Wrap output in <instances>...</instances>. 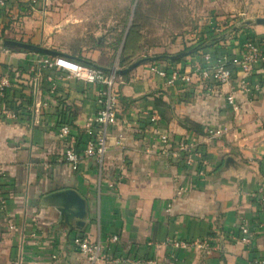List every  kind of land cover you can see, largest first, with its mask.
I'll list each match as a JSON object with an SVG mask.
<instances>
[{
	"label": "crops",
	"instance_id": "0c3cea01",
	"mask_svg": "<svg viewBox=\"0 0 264 264\" xmlns=\"http://www.w3.org/2000/svg\"><path fill=\"white\" fill-rule=\"evenodd\" d=\"M49 3L39 0L36 9L27 0H10L9 9H0V38L9 32L5 27L22 26L32 14L51 15ZM34 25L28 26V35H34ZM53 29L50 19L43 20V42ZM255 29L258 36L250 34L264 39V26ZM54 43L50 38L47 44L58 48ZM59 53L113 70L85 55ZM42 56L0 50V73H10L12 81L8 105L20 116L17 121L0 119V200L5 201L0 209V264H92L72 245L78 235L104 247L118 236L119 254L126 260L121 264H262L264 97L248 101L239 95L240 108L233 111L225 99L230 86L211 95L198 83L186 89L168 86L151 71L154 65L189 71L199 55L177 63H144L118 77V124L109 132L102 162L86 158L74 170L63 159L57 112L65 106L75 131L82 133L97 110L99 90L77 78L49 81L46 69L38 77ZM155 114L158 125L152 123ZM208 127L222 128L224 134L206 143L204 182L192 169L158 152L156 130L174 140L203 142ZM66 190L86 201L82 220L62 213L56 194ZM242 224L250 229L249 245L241 242ZM174 240L191 245L176 249L170 243Z\"/></svg>",
	"mask_w": 264,
	"mask_h": 264
},
{
	"label": "built area",
	"instance_id": "2783aa9c",
	"mask_svg": "<svg viewBox=\"0 0 264 264\" xmlns=\"http://www.w3.org/2000/svg\"><path fill=\"white\" fill-rule=\"evenodd\" d=\"M29 6L35 8L39 0H27ZM10 0H0V9H9ZM234 35L233 46L219 47L202 51L199 57L191 61L189 71L181 68L171 70L159 66H152L151 71L166 80L168 86H180L182 89L200 84L207 93L214 95L220 92L224 86H230L231 91L226 94V102L233 111H238V96L243 95L248 101H254L264 97V39H259L248 31L238 32ZM49 70V81H63L77 78L86 85L98 88L97 110L91 114L81 132L75 131V125L71 112L60 106L58 111L64 115L56 120L57 137L61 141L64 161L74 170H78L79 164L86 158H96L102 162L107 149V140L110 130L118 124V106L116 97L118 94L117 68L111 71L94 68L78 61L62 56H42L37 61L36 73L41 76L42 70ZM12 87L10 73H0V119L17 121L19 112L8 105V91ZM45 107L49 104L45 103ZM159 117L155 114L152 123L158 125ZM224 134L222 128H205L203 142L196 139L174 140L168 133H158L160 146L158 152L171 160L192 169L195 177L204 182L207 177V150L206 143ZM83 138V141H81ZM83 147L79 151V146ZM0 209L5 208V201L0 200ZM241 242L252 243V236L247 224L240 227ZM104 247L101 242L91 241L84 235L75 236L72 240L73 247L88 258L92 264L106 261L111 264L124 263V258L119 254V237L112 236ZM171 245L178 249H187L191 244L188 241L174 240ZM56 258V256H54ZM128 261V260H127ZM133 261V260H131ZM264 264V260L261 262ZM146 264H155L153 260Z\"/></svg>",
	"mask_w": 264,
	"mask_h": 264
},
{
	"label": "rangeland",
	"instance_id": "374dc122",
	"mask_svg": "<svg viewBox=\"0 0 264 264\" xmlns=\"http://www.w3.org/2000/svg\"><path fill=\"white\" fill-rule=\"evenodd\" d=\"M47 9L51 15L32 14L22 26L5 27L9 32L0 39V50L4 39L21 40L124 70L140 60L190 55L189 48L212 36L233 46L241 30L258 36L255 20L264 19V0H50ZM46 19L54 31L43 42ZM50 38L58 48L47 44Z\"/></svg>",
	"mask_w": 264,
	"mask_h": 264
},
{
	"label": "water",
	"instance_id": "95a60500",
	"mask_svg": "<svg viewBox=\"0 0 264 264\" xmlns=\"http://www.w3.org/2000/svg\"><path fill=\"white\" fill-rule=\"evenodd\" d=\"M256 25L264 26V19L259 18L255 20ZM2 48L16 49V50H26L34 53H41L48 56H63V54L36 46L34 44L24 43L16 40H3ZM184 53L176 56H166L170 60H175L177 57L183 56ZM156 58H149L147 61H155ZM145 60H140L124 70H117L116 73L118 76H126L132 72L135 68L139 67L144 63ZM56 197L59 198L63 203L62 213L66 215L68 219L71 217H76L79 220H82L86 216V201L74 190H66L56 194ZM79 224L83 225L82 222Z\"/></svg>",
	"mask_w": 264,
	"mask_h": 264
},
{
	"label": "trees",
	"instance_id": "16d2710c",
	"mask_svg": "<svg viewBox=\"0 0 264 264\" xmlns=\"http://www.w3.org/2000/svg\"><path fill=\"white\" fill-rule=\"evenodd\" d=\"M244 27H245V25H244ZM4 40H6V39H4ZM221 41H223L222 36L221 37L220 36H212L208 40L201 42L199 45H196V46H193V47L189 48L188 51L190 52V55H187V56H192V55H195L196 56V55L199 54L198 52L201 49H203V51L204 50H207V49H212V48H216L217 49L219 47V43ZM20 42H23V41H20ZM24 43H26V42H24ZM29 44H31V43H29ZM21 51H23V52H29V51H26V50H21ZM38 54L45 55V54H41V53H38ZM178 55H180V54H178ZM184 56H186V55L177 57L175 60H170V59L166 58V56H161V59L156 60V61H165V62H168V63H177V62H180L182 59H184L185 58ZM78 62H80L82 64H85V65H88V66H91V67H94V68L101 69L97 64H95L93 62H90L88 60H82V59H80ZM62 115H64V113H62V111L61 112L60 111L57 112V118L60 117V116H62ZM195 130L201 132V129L200 128H195ZM80 139H81V141H83V138L80 137Z\"/></svg>",
	"mask_w": 264,
	"mask_h": 264
}]
</instances>
